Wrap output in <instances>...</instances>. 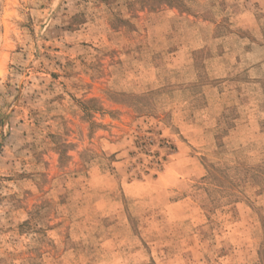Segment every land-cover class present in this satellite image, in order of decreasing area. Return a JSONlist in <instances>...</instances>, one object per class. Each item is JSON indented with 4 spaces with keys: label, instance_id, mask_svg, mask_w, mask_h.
<instances>
[{
    "label": "rangeland",
    "instance_id": "obj_1",
    "mask_svg": "<svg viewBox=\"0 0 264 264\" xmlns=\"http://www.w3.org/2000/svg\"><path fill=\"white\" fill-rule=\"evenodd\" d=\"M0 264H264V0H0Z\"/></svg>",
    "mask_w": 264,
    "mask_h": 264
}]
</instances>
